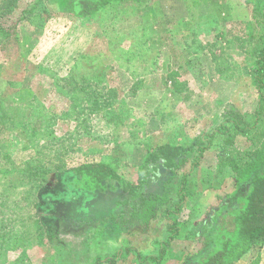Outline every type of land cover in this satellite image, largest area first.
Instances as JSON below:
<instances>
[{"label": "rangeland", "instance_id": "obj_1", "mask_svg": "<svg viewBox=\"0 0 264 264\" xmlns=\"http://www.w3.org/2000/svg\"><path fill=\"white\" fill-rule=\"evenodd\" d=\"M69 2L0 0V102L4 107L24 104L21 120L28 125L0 129V264H69L71 250L88 256L81 245L87 233L80 229L67 225L60 244L46 236L36 204L41 177L19 170L48 169L50 185L64 178L57 169L63 173L84 161L105 160L134 181L150 149L162 142L188 145L219 125L226 106L234 104L249 123L254 120L259 98L254 51L263 45L264 0L121 1L94 16L72 15ZM35 4L40 8L30 12ZM1 28L12 29V36L3 38ZM177 64L189 86L182 94L166 84L167 73ZM85 73L87 81L95 74L102 78L104 89L79 91ZM113 89L114 98L102 96ZM75 94L79 109L72 102ZM34 98L40 103L31 107ZM258 131H264V116ZM221 138L194 174L193 190L199 192L188 199L181 236L161 264H180L196 249L197 242L186 237L190 220L218 204L233 187L230 178L222 182L217 164ZM261 140L238 141L236 147L244 151ZM7 169L18 171L6 175ZM210 186L215 188H206ZM62 192L68 203L55 214L67 213L68 223L91 211V191ZM132 234L111 244L96 243L106 252L137 238L142 247L150 235L143 227ZM235 264H264V242Z\"/></svg>", "mask_w": 264, "mask_h": 264}, {"label": "trees", "instance_id": "obj_2", "mask_svg": "<svg viewBox=\"0 0 264 264\" xmlns=\"http://www.w3.org/2000/svg\"><path fill=\"white\" fill-rule=\"evenodd\" d=\"M121 1L132 3L145 0H70L68 8L74 16H94L106 6ZM37 5L30 12L39 9ZM261 13L264 14L262 5ZM1 30L3 38L12 36V29ZM260 40L263 45L254 51L256 60L253 73L259 98L253 122L249 123L244 112L230 104L224 108L222 121L218 126L197 136L188 145L162 142L150 149L134 181L124 178L113 164L105 160L84 161L66 168L63 173H59L57 169L58 176L64 178L58 184L50 185L48 169L5 170L6 175L18 171L32 172L34 177H41L36 204L47 237H54L60 244L64 238L60 236L67 225L87 233L84 235L85 244L81 245L88 256H82L83 251L82 255H78V252L71 250L73 261H69V264H161L167 259L174 241L181 236L188 199L199 192L193 190L194 174L203 165V159L214 148L215 140L219 136H222L219 140L220 147L216 151L219 172L224 175L222 182L230 178L233 187L218 198V204L203 212L201 217L194 215L190 220L191 226L189 225L186 237L197 242V247L180 264H235L256 243L264 242V131H258L264 116V36ZM186 46H190L189 43ZM177 65V69L173 68L167 73L166 84L170 83L174 93L182 94L189 91V86L186 79H181L179 69L182 67ZM127 70L130 71L131 67ZM131 74L134 75V71ZM88 76L87 73L80 76L81 83L77 85L79 91L87 89L88 86L103 88L102 78L95 74L87 81ZM57 87L63 86L58 84ZM91 92L93 93L92 89ZM116 93V89H113L102 96L114 98ZM36 102L40 103L34 98L28 105L35 106ZM72 102L78 109L81 107L76 94L72 95ZM87 102L95 105L96 101L89 98ZM20 105L4 107L0 102V129L11 128L18 123L28 126L21 120L25 112L22 108L24 104L19 108ZM25 120L27 121L26 117ZM34 130L38 131L37 128ZM255 132L258 134L253 137ZM256 136L262 137L259 144L244 151L237 149L238 141L253 142ZM69 188L91 191L94 198L91 211L83 217L72 219L70 223L66 220L69 217L67 213L64 214L65 217L55 214L59 206L64 208L68 203V198L62 191ZM84 227H91L94 231H87ZM137 227H143L150 234L142 247L139 246L137 238L134 241L129 238V242L117 243L106 252L103 251L101 243H96L100 239L103 243L110 241L111 244V241L118 240L119 237H129ZM75 236L80 238L79 234ZM81 238L83 239L82 236ZM78 246L79 242L72 244L71 248Z\"/></svg>", "mask_w": 264, "mask_h": 264}]
</instances>
